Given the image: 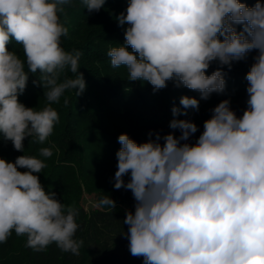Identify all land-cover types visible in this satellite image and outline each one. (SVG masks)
Masks as SVG:
<instances>
[{
	"label": "clouds",
	"instance_id": "clouds-1",
	"mask_svg": "<svg viewBox=\"0 0 264 264\" xmlns=\"http://www.w3.org/2000/svg\"><path fill=\"white\" fill-rule=\"evenodd\" d=\"M70 2L0 0V133L16 151H24L26 137L43 144L59 120L51 105L66 90H76L78 96L86 88L78 72L81 53L61 47L68 28L59 14ZM81 2L89 12L105 4ZM117 21L127 25L125 44L108 50L111 67L123 66L130 81L147 82L154 91L176 81L177 87L208 99L226 84L220 69L206 74L212 62L230 68L258 51L246 74L242 116L229 100L221 101L195 143L187 141L198 127L187 119H172L169 127L180 135L170 132L163 143L159 134L144 143L119 135L114 188L130 190L135 200V211H128L123 221L131 255L142 257L143 264H264V4L129 0ZM12 39L22 46L25 59L6 47ZM66 68L78 75L59 82ZM38 70L48 102L41 110L18 99L28 73ZM180 104L185 111L173 107V117L186 115L189 108L199 110L194 97L182 96ZM51 155V148L40 149V156ZM45 167L34 155L14 162L0 158V244L14 232L36 252L55 244L78 255L84 244L74 238L78 211L45 191L37 175ZM125 176L130 177L127 183ZM96 206L115 208L116 202L105 196Z\"/></svg>",
	"mask_w": 264,
	"mask_h": 264
},
{
	"label": "trees",
	"instance_id": "trees-1",
	"mask_svg": "<svg viewBox=\"0 0 264 264\" xmlns=\"http://www.w3.org/2000/svg\"><path fill=\"white\" fill-rule=\"evenodd\" d=\"M241 2L252 7L256 0ZM260 2L264 4V0ZM128 3L129 0H105L104 6L93 12L81 0H71L64 6L59 16L68 28V35L61 37V47L66 52L81 53L78 72L85 80V90L78 96L76 90H66L59 102L51 105L57 110L59 120L43 144L26 137L24 151H16L11 141H5L0 133V158L14 162L18 156L34 155L45 163L46 167L37 174L40 182L46 192H54L65 206L77 209L75 219L79 227L74 238L83 240L84 244L78 255L64 252L55 244L36 252L26 246V237H17L13 232L6 243L0 244V264H143L142 257H134L129 251L128 225L123 223L126 213L135 211L134 197L130 190L114 188L116 153L121 147L119 135L126 133L137 143H144L155 140L159 134L163 143L162 137L170 132L180 135L178 129L169 127L175 118L197 125L198 131L190 137L196 141L204 130V122L221 101L229 100L233 105L248 98L246 74L255 62L257 50L250 51L240 61H233L230 68L212 62L206 74L220 69L226 84L222 93L213 92L208 99H201L198 91L183 85L177 87L176 81H168L165 88L154 91L147 82L130 81L123 66L112 68L107 52L111 47L125 44L127 25L120 26L117 17L126 11ZM242 27L236 25L237 31ZM6 47L25 59L22 46L14 39ZM41 75L39 70L28 73L25 91L18 97L26 107L41 110L48 103ZM77 75L66 68L59 82ZM182 96L199 100V110L189 108L186 115L173 117V107L185 111L180 104ZM44 147L51 148L50 157L40 156ZM129 178L124 177L125 183ZM83 193L92 194L94 207L83 206ZM105 196L116 202L115 208L96 206Z\"/></svg>",
	"mask_w": 264,
	"mask_h": 264
},
{
	"label": "rangeland",
	"instance_id": "rangeland-1",
	"mask_svg": "<svg viewBox=\"0 0 264 264\" xmlns=\"http://www.w3.org/2000/svg\"><path fill=\"white\" fill-rule=\"evenodd\" d=\"M247 99L241 100L237 102L236 104L230 105L231 109L236 113L238 117L243 115V111L247 108ZM189 143H195V141L192 138H189ZM81 203L83 206L88 209L89 207H94L95 202L93 200L92 194L83 193L81 198Z\"/></svg>",
	"mask_w": 264,
	"mask_h": 264
}]
</instances>
